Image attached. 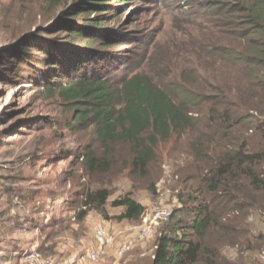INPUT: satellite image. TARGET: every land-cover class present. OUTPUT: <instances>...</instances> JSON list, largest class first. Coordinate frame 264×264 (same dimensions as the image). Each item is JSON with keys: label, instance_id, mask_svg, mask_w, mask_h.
Segmentation results:
<instances>
[{"label": "trees", "instance_id": "trees-1", "mask_svg": "<svg viewBox=\"0 0 264 264\" xmlns=\"http://www.w3.org/2000/svg\"><path fill=\"white\" fill-rule=\"evenodd\" d=\"M43 1L51 12L15 41V61L0 64V75L16 77L18 85L35 84L40 94L71 111L68 129L88 123L95 142L81 156L87 176L117 164L113 146L126 145L129 177L152 181L159 145L184 138L196 175L180 183L177 202L145 264H259L264 255V232L257 229L264 222V0H185L217 39L197 46L196 69L181 72L185 84H177L176 98L144 75L121 72L117 59L107 57L114 56L107 50L117 40L108 26L124 0ZM194 71L198 80L188 84ZM153 185H147L151 194ZM108 198L106 188L86 189L81 215L105 214ZM111 207L120 210L119 222L137 223L144 213L129 193Z\"/></svg>", "mask_w": 264, "mask_h": 264}, {"label": "rangeland", "instance_id": "rangeland-1", "mask_svg": "<svg viewBox=\"0 0 264 264\" xmlns=\"http://www.w3.org/2000/svg\"><path fill=\"white\" fill-rule=\"evenodd\" d=\"M71 0H69L70 2ZM108 27L112 41L109 58L121 72L150 78L176 98L185 84L181 72L196 69L197 46L215 41L213 29L194 18L185 0H124ZM115 4L112 3V6ZM43 0H0V64L11 62L15 41L35 31L51 12ZM120 44V45H118ZM109 54V53H108ZM107 53L105 55H108ZM15 61V60H14ZM201 67H199L200 69ZM210 73V67H206ZM0 75V264H33L51 259L58 264H145L159 228L150 227L144 239L118 254L117 243L140 226L142 217L156 209L169 212L177 202L181 182L196 175L189 168L184 138L159 145L152 181H133L126 166L128 148L113 146L118 163L87 176L83 152L95 142L88 123L72 125L73 113L40 94L35 84H17L16 77ZM188 84L198 80L190 72ZM120 75V74H119ZM77 155V156H76ZM128 162V161H127ZM187 162V163H186ZM153 183L155 193L147 190ZM106 188L105 214L95 210L81 215L87 190ZM129 193L144 206L139 222H119L120 210L111 203ZM186 224V219L183 220ZM103 227L113 244H100L94 230ZM257 229L264 232V222ZM94 254V258L92 255ZM235 258L234 255H232ZM259 264H264V255Z\"/></svg>", "mask_w": 264, "mask_h": 264}, {"label": "built area", "instance_id": "built-area-1", "mask_svg": "<svg viewBox=\"0 0 264 264\" xmlns=\"http://www.w3.org/2000/svg\"><path fill=\"white\" fill-rule=\"evenodd\" d=\"M169 218H170V212L164 208L156 209L152 211L150 214L142 217L140 226L131 229L130 234L126 236L123 239V241L117 243V246L119 248L118 254L125 253L126 251L130 250V246L133 243L144 239V237L147 235V231L150 229L151 226L159 222H165L169 220ZM94 233L102 246L108 247L113 244V236L108 234L103 227L100 226L95 228ZM92 257L94 258V254L92 255ZM33 264H58V263L54 262L51 259H47V260L35 262Z\"/></svg>", "mask_w": 264, "mask_h": 264}]
</instances>
